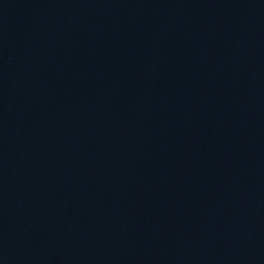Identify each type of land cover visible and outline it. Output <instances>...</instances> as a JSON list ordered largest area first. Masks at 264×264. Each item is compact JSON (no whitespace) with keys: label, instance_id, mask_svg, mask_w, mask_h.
<instances>
[{"label":"water","instance_id":"1","mask_svg":"<svg viewBox=\"0 0 264 264\" xmlns=\"http://www.w3.org/2000/svg\"><path fill=\"white\" fill-rule=\"evenodd\" d=\"M0 264H264V0H0Z\"/></svg>","mask_w":264,"mask_h":264}]
</instances>
